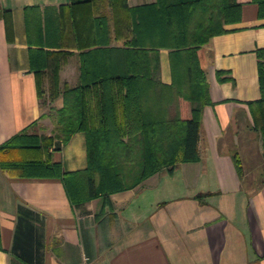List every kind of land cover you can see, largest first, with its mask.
Segmentation results:
<instances>
[{"label":"crops","instance_id":"0c3cea01","mask_svg":"<svg viewBox=\"0 0 264 264\" xmlns=\"http://www.w3.org/2000/svg\"><path fill=\"white\" fill-rule=\"evenodd\" d=\"M70 3L0 0V145L25 129L51 135L45 129L55 128L54 110L63 106L61 94L51 96L79 82V50L56 47L72 54L55 86L43 76L40 92L30 62V48L37 46L27 37L28 8L55 13ZM1 10L9 11V26ZM94 12L110 16L109 0L98 1ZM224 28L198 49L211 99L202 112L199 159L77 205L60 178L0 168V264H82L84 257L95 264H264V148L249 105L261 96L257 50L264 48V17L258 4H243L240 19ZM111 44L121 42L112 38ZM160 72L161 81L171 83L166 48L160 49ZM49 150L64 172L87 167L82 131ZM20 158L18 148L0 152V159ZM198 193L209 195L199 200Z\"/></svg>","mask_w":264,"mask_h":264},{"label":"trees","instance_id":"16d2710c","mask_svg":"<svg viewBox=\"0 0 264 264\" xmlns=\"http://www.w3.org/2000/svg\"><path fill=\"white\" fill-rule=\"evenodd\" d=\"M98 1L71 0L55 13L28 8V42L37 46L30 48V62L40 92L43 76L49 74L55 86L62 63L72 54L56 47L79 50V82L51 96L63 97V106L54 110L51 135L25 129L0 145V152L18 148L24 157L0 159V168L60 178L75 205L134 187L182 162L197 161L202 112L211 104L198 49L224 33L225 24L238 21L245 3L258 4L264 17V0H156L138 6L109 0L110 16L94 12ZM1 14L9 26V11ZM112 38L121 44L112 45ZM162 48L169 50V84L161 81ZM257 56L261 96L249 105L264 148V48ZM78 131L86 136L87 167L64 172L49 149H59ZM233 160L241 176L237 153ZM208 195L198 193L195 198Z\"/></svg>","mask_w":264,"mask_h":264},{"label":"built area","instance_id":"2783aa9c","mask_svg":"<svg viewBox=\"0 0 264 264\" xmlns=\"http://www.w3.org/2000/svg\"><path fill=\"white\" fill-rule=\"evenodd\" d=\"M82 264H95L89 257H84Z\"/></svg>","mask_w":264,"mask_h":264},{"label":"rangeland","instance_id":"374dc122","mask_svg":"<svg viewBox=\"0 0 264 264\" xmlns=\"http://www.w3.org/2000/svg\"><path fill=\"white\" fill-rule=\"evenodd\" d=\"M50 128L51 127H48L47 129H45L47 132H50L51 134L54 132L53 130H54V127L53 128H51V130H50Z\"/></svg>","mask_w":264,"mask_h":264}]
</instances>
